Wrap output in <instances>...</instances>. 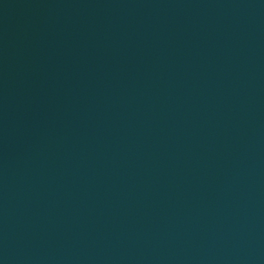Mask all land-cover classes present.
Masks as SVG:
<instances>
[{
	"label": "water",
	"instance_id": "obj_1",
	"mask_svg": "<svg viewBox=\"0 0 264 264\" xmlns=\"http://www.w3.org/2000/svg\"><path fill=\"white\" fill-rule=\"evenodd\" d=\"M0 264H264V0H0Z\"/></svg>",
	"mask_w": 264,
	"mask_h": 264
}]
</instances>
